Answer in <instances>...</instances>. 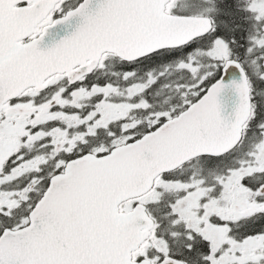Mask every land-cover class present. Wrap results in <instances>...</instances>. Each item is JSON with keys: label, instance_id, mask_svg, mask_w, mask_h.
Instances as JSON below:
<instances>
[{"label": "snow or ice", "instance_id": "obj_1", "mask_svg": "<svg viewBox=\"0 0 264 264\" xmlns=\"http://www.w3.org/2000/svg\"><path fill=\"white\" fill-rule=\"evenodd\" d=\"M0 264H264V0H0Z\"/></svg>", "mask_w": 264, "mask_h": 264}]
</instances>
